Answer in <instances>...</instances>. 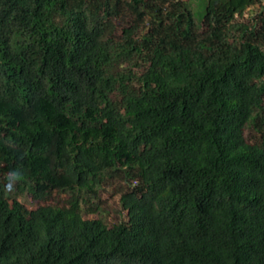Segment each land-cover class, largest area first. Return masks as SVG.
Masks as SVG:
<instances>
[{"label":"trees","instance_id":"trees-1","mask_svg":"<svg viewBox=\"0 0 264 264\" xmlns=\"http://www.w3.org/2000/svg\"><path fill=\"white\" fill-rule=\"evenodd\" d=\"M0 264H264V0H0Z\"/></svg>","mask_w":264,"mask_h":264},{"label":"rangeland","instance_id":"rangeland-1","mask_svg":"<svg viewBox=\"0 0 264 264\" xmlns=\"http://www.w3.org/2000/svg\"><path fill=\"white\" fill-rule=\"evenodd\" d=\"M190 9L195 21L200 24L206 11L207 0H184ZM255 8H251L245 13L244 19L254 13ZM126 184L120 178L111 179L106 186L100 190L98 197L90 200L85 208L88 212L94 210L106 222H115L122 218L123 212L119 200L120 193L126 189ZM12 196L23 202L28 208H34L36 202L28 191L18 192L11 188Z\"/></svg>","mask_w":264,"mask_h":264}]
</instances>
